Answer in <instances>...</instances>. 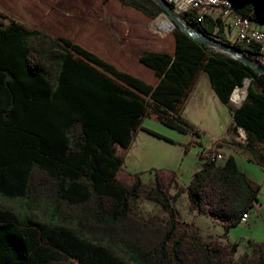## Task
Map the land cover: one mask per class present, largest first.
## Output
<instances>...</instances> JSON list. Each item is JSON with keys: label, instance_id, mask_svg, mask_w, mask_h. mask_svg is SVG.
I'll list each match as a JSON object with an SVG mask.
<instances>
[{"label": "trees", "instance_id": "obj_1", "mask_svg": "<svg viewBox=\"0 0 264 264\" xmlns=\"http://www.w3.org/2000/svg\"><path fill=\"white\" fill-rule=\"evenodd\" d=\"M147 1L155 12L124 0L152 17L164 11ZM236 3L244 16L264 10V0ZM184 20L213 36L208 22L202 25L191 13ZM232 45L264 66L259 50ZM171 47L139 53V62L157 77L153 83L71 38L6 23L0 12V199L22 204L18 212L0 202V264H264V242L248 240L250 252L234 260L238 243L205 240L174 205L186 193L189 211L220 223L223 236L240 225L262 185L233 155L222 162L205 159L184 186L173 171L156 170L146 182L117 154L116 146L129 147L138 129L172 142L141 125L149 115L199 136L182 109L203 71L228 106L233 129L245 133L246 140L233 145L264 168V74L213 52L177 25ZM246 79V98L236 106L231 94ZM223 142L207 151H219ZM141 198L161 212H141L135 204Z\"/></svg>", "mask_w": 264, "mask_h": 264}, {"label": "rangeland", "instance_id": "obj_2", "mask_svg": "<svg viewBox=\"0 0 264 264\" xmlns=\"http://www.w3.org/2000/svg\"><path fill=\"white\" fill-rule=\"evenodd\" d=\"M134 1L155 12L147 0ZM0 12L6 23L17 22L26 28L40 30L55 38L65 36L82 43L91 50L100 48L99 42L105 37L110 39L112 50L116 47L129 48L137 53L152 49H171L172 32L176 26V23L164 11H160L152 17L127 5L124 0H0ZM177 16L186 23L184 14H177ZM259 16L260 20H264V11ZM166 19L171 22L168 30L160 29L157 23ZM219 34L221 35L219 36ZM213 36L231 45L239 44L236 33L228 28H224L223 31L217 28V35ZM208 46L213 52L229 55L217 47ZM103 51L109 52V49H103ZM197 78L199 89L205 91L204 88L207 87L211 90L206 72L199 71ZM249 84L250 80L246 79L242 86H238L232 92L231 101L234 105L239 106L244 102ZM236 91L241 94L242 98L239 100L232 99V95ZM213 109V102L211 100L203 101L199 94H195L187 103L182 115L199 130V136L170 128L154 115L145 116L141 124L143 127L161 134L172 142L158 138L143 129H138L129 147L116 146L117 154L124 160L123 167L132 174L142 172V178L146 182L154 180L156 170L173 171L177 174L178 183L187 186L193 173L202 164L200 153H205L212 147L217 140L215 138L229 135V138H234L239 142L246 140L242 129L234 130L233 126H230L228 130L231 117L227 109L222 113L219 110L216 112L218 118L223 121V125L211 128L209 122L214 120ZM225 151L229 152V149H225ZM261 152L264 153V145ZM221 153H223L222 150ZM236 156L240 161L242 156L239 154ZM180 197L178 200L176 199L177 201L175 200L176 202L174 201L179 217L183 222L191 223L187 220L190 218L191 212L188 209V198L187 196ZM259 200L264 203V188L262 186ZM0 202L9 203L16 211H22L20 202L1 199ZM135 204L146 215L161 212V208L157 204L144 198L136 199ZM31 212L40 217L44 216L42 211L37 209H32ZM201 216L202 219L199 220L198 225L205 231V229L207 230L206 222L211 217ZM192 224L193 226L189 228L195 229V223ZM186 225L183 224V227ZM243 227L240 224L232 228L233 234L230 238L232 242H239L243 239L245 236L244 232L241 233ZM243 249L244 246H240L238 252L233 256L234 260L242 255Z\"/></svg>", "mask_w": 264, "mask_h": 264}, {"label": "crops", "instance_id": "obj_3", "mask_svg": "<svg viewBox=\"0 0 264 264\" xmlns=\"http://www.w3.org/2000/svg\"><path fill=\"white\" fill-rule=\"evenodd\" d=\"M204 11H205V16H206L207 22H208V28L213 33V35H217V28L220 31H223L224 28L225 29H227V28L231 29L237 35V29L235 28L232 19L225 16L220 9H207ZM262 11H264V10H261L260 13H262ZM260 13H258L255 16L253 27L256 29H263L264 30V20H260L261 19L259 16ZM166 21H167V19L161 20L157 24H160L161 26H163V25H165ZM220 35L221 34H219V36ZM171 43H172V40H171ZM99 46H100V48H98V49L95 48L92 50L94 52H96L98 55H100L102 58H104L110 62H113L118 67L125 69V70H128L129 72H132V73H134V74H136V75H138L144 79H147L153 83L157 82V77L154 75L153 71L150 70L148 67L142 65L139 62V53L140 52L136 53L129 48L128 49H121V48H117V47L114 50H112L111 49L112 45L110 44V39L108 37L107 38L105 37L104 39L100 40ZM103 49H109V52H104ZM152 50H156V49H152ZM159 50H163V49H159ZM197 79L198 78L196 77L195 82H194L192 88L190 89L189 96L183 105L182 113H184L186 105L190 101V99L193 96H195V94H199V97L203 101L207 102L208 100H211L214 104V109H213L214 120L209 122V126H211V128H213V126L221 127L223 125V121L218 118V115L216 112L219 110V112L222 113V111H224L226 109L229 111V108L227 105L222 103L220 101L219 97L216 95V93H215V91L211 85L210 78H209L208 83L210 85L211 90H209L207 87H205L204 88L205 91H203L202 89H199V86H197L198 85ZM204 80H205V78H204ZM200 95H202V96H200ZM229 115L231 117L230 111H229ZM230 126H234L232 117H231V120H230V123L228 126V130H229ZM215 139L224 140V142L222 143V146L219 148L220 151L221 150L223 151L224 158H226L229 155H233L236 162H237L238 167L242 171H244L252 180L260 183L262 185V188H264V168H262L256 162H254L250 158L249 153L242 152L240 149H238L236 146L233 145V142L238 141V140H236L234 138H232V139L229 138V135H227L225 137H223V136L218 137ZM225 149H229V152L225 151ZM201 154H203V156L205 155L202 152H201ZM235 154L236 155L239 154L240 156H242L240 161L237 159V156ZM200 159H201V163H203L205 161L204 157L200 158ZM218 161L222 162L220 160H218ZM259 172H260V174H259ZM175 189L176 188H174L173 190H175ZM186 196H187V194L183 193L180 198H183ZM201 217H202L201 214H197L196 212H190V218L187 220H188V222H191V223L194 222L195 223V226H196L195 229L197 231H199L200 234L207 241L219 240V241H222L224 243H238L239 244L238 250H239L240 246H244L243 253L250 252V250H251L249 245L247 244L248 240H253L256 242H264V203L260 202V200L258 201V203H256L254 209L250 212V217L247 220V222L241 223L244 226L242 228L241 233L244 232L245 236L239 242L238 241H235V242L231 241L230 238H232V234H233V232H231L232 229L229 231L227 236H223L222 225L220 223L216 222L215 220H213L212 218H209L207 220V222H206L207 230L205 229V231H203V229L198 225L199 220L202 219ZM207 236H208L209 240L207 239Z\"/></svg>", "mask_w": 264, "mask_h": 264}, {"label": "built area", "instance_id": "obj_4", "mask_svg": "<svg viewBox=\"0 0 264 264\" xmlns=\"http://www.w3.org/2000/svg\"><path fill=\"white\" fill-rule=\"evenodd\" d=\"M173 7L176 14H193L195 20L202 25L207 24L205 11L207 9H220L223 14L232 19L237 29V39L239 45L246 49H257L264 56V30L253 27L254 18L244 16L237 11L236 0H166ZM204 158L224 159L221 151H207ZM250 212L241 220V223L247 222Z\"/></svg>", "mask_w": 264, "mask_h": 264}, {"label": "water", "instance_id": "obj_5", "mask_svg": "<svg viewBox=\"0 0 264 264\" xmlns=\"http://www.w3.org/2000/svg\"><path fill=\"white\" fill-rule=\"evenodd\" d=\"M155 1L182 31H184L189 36L193 37L196 41L201 43H206L213 47H217L220 50L228 53L231 57L253 68L257 72L264 74V66L251 61L243 50L229 43H226L220 39H217L214 36L202 33L200 31L191 28L189 25H187L186 23L180 20V18L174 12L172 5L168 3L166 0H155Z\"/></svg>", "mask_w": 264, "mask_h": 264}, {"label": "bare ground", "instance_id": "obj_6", "mask_svg": "<svg viewBox=\"0 0 264 264\" xmlns=\"http://www.w3.org/2000/svg\"><path fill=\"white\" fill-rule=\"evenodd\" d=\"M171 22L169 20L166 21L165 25L161 26L160 24H157V26L160 28V29H163V30H168L169 26H170ZM234 95H232V99L234 98L235 100H239L241 99V94L239 93V91H236L233 93ZM233 99V100H234ZM214 159H217V158H209V160H214ZM248 215V212L245 213L241 220L245 219V217Z\"/></svg>", "mask_w": 264, "mask_h": 264}]
</instances>
